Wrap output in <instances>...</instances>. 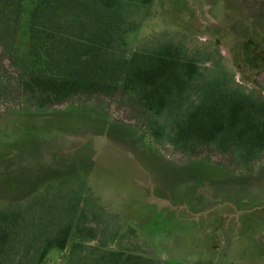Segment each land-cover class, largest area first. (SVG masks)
Returning a JSON list of instances; mask_svg holds the SVG:
<instances>
[{"label":"rangeland","instance_id":"374dc122","mask_svg":"<svg viewBox=\"0 0 264 264\" xmlns=\"http://www.w3.org/2000/svg\"><path fill=\"white\" fill-rule=\"evenodd\" d=\"M135 21L128 48L178 40L264 94V0H153ZM20 78L0 42V206L84 180L86 223L110 248L173 264H264V160L236 166L203 146L187 155L159 144L149 114L121 92L36 107ZM64 254L53 249L43 264Z\"/></svg>","mask_w":264,"mask_h":264},{"label":"trees","instance_id":"16d2710c","mask_svg":"<svg viewBox=\"0 0 264 264\" xmlns=\"http://www.w3.org/2000/svg\"><path fill=\"white\" fill-rule=\"evenodd\" d=\"M152 2L0 0V42L21 73V89L39 108L78 94L121 92L149 114L159 144L187 155L203 146L228 154L236 166L263 161L264 94L237 83L217 62L206 66L210 55H189L178 40L128 48L135 15ZM62 183L69 188L50 184L0 206V264H43L53 249L66 253L62 264H173L110 248L111 237L101 239L86 223L84 180Z\"/></svg>","mask_w":264,"mask_h":264},{"label":"crops","instance_id":"0c3cea01","mask_svg":"<svg viewBox=\"0 0 264 264\" xmlns=\"http://www.w3.org/2000/svg\"><path fill=\"white\" fill-rule=\"evenodd\" d=\"M58 251H59V250H58ZM61 254H62V252L59 251V255H61ZM160 258H161V257H160ZM162 259H165V258H162ZM167 259H170V258H167Z\"/></svg>","mask_w":264,"mask_h":264}]
</instances>
